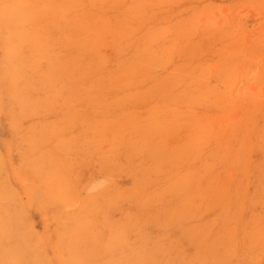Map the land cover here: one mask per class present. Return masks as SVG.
<instances>
[{
	"label": "rangeland",
	"instance_id": "rangeland-1",
	"mask_svg": "<svg viewBox=\"0 0 264 264\" xmlns=\"http://www.w3.org/2000/svg\"><path fill=\"white\" fill-rule=\"evenodd\" d=\"M0 264H264V0H0Z\"/></svg>",
	"mask_w": 264,
	"mask_h": 264
}]
</instances>
